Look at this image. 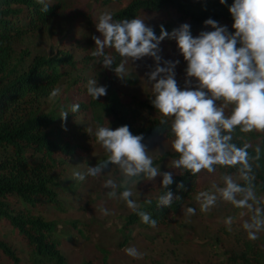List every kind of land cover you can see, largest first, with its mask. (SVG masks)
<instances>
[{
    "label": "trees",
    "instance_id": "1",
    "mask_svg": "<svg viewBox=\"0 0 264 264\" xmlns=\"http://www.w3.org/2000/svg\"><path fill=\"white\" fill-rule=\"evenodd\" d=\"M69 1L46 0L50 6L45 13L38 0H0V221L8 224L26 244L31 264H69L60 248L58 223L38 214L35 209L45 203L56 207L61 205L58 192L62 183L60 172L85 148L69 132L77 115L88 112L96 126L107 123L112 130L127 125L133 135H143V143L160 137L171 139L167 128L159 124L153 98L141 99L122 92L116 86L114 71L120 58L116 56V63L111 68L103 67L102 61L97 62L91 56L95 43L90 39L78 41L80 44L76 50L59 48L55 54L38 55L28 62L30 52L22 46L24 39L39 32H51L53 24L60 21L70 8ZM233 2L94 0L100 8L120 4L121 7L112 14L115 20L166 12L168 19L152 27L157 36L161 25L170 33L187 23L193 36L206 29L212 31L211 26L204 24L209 18L220 26H226L229 33H234V20L229 12ZM78 53H83L81 58ZM94 66L101 70V86L106 87V95L93 100L86 89L79 86V90L64 101L66 104L60 101L48 108L46 102L53 89L66 81H70L71 86L82 82L78 72ZM83 94L88 96L86 101L80 100ZM76 103L80 105L79 111L69 112L66 120H62L61 112L70 111ZM249 138L253 145L262 149L256 184L257 194L264 197V135L252 133ZM165 157L176 159L178 154H165L162 160ZM173 170L174 183L164 189L173 194L171 206H157L156 196L162 192V182L155 189L156 195L139 202L140 210L150 213L157 220V226H167L175 221L182 208L200 191L202 180L212 175L204 172L194 177L188 172L181 175L180 170ZM223 171L219 169L217 173ZM181 184L183 187H178ZM149 199L152 201L150 205L146 203ZM72 225L75 226L76 222ZM135 227L152 228L133 211L124 220L121 244L129 242ZM236 240L237 248L216 252L211 260L190 261L189 264H264V232L255 241ZM0 264H23L15 248L1 238ZM81 264L110 263L104 257L101 263L89 260Z\"/></svg>",
    "mask_w": 264,
    "mask_h": 264
},
{
    "label": "clouds",
    "instance_id": "2",
    "mask_svg": "<svg viewBox=\"0 0 264 264\" xmlns=\"http://www.w3.org/2000/svg\"><path fill=\"white\" fill-rule=\"evenodd\" d=\"M38 2L43 4L41 10L46 13L50 5L46 0ZM219 2L225 4L226 0ZM229 12L234 20V33L209 18L204 24L214 30L202 31L193 37L187 23L170 33L161 25L157 36L140 16L115 20L112 13L105 11L98 16L96 29L101 36L92 37L95 48L91 56L97 62L102 61L105 68H111L118 56L120 60L114 71L122 79L130 74L129 60L145 56L154 59L156 67L147 74L149 82H154L152 104L158 110L159 124L170 133L171 148L178 154L168 167L180 170L181 175L188 172L194 177L224 169L219 181H213L209 189L196 194L199 210L208 213L221 201L242 210L240 217H247L242 228L248 239L255 241L259 239V233L264 232V197L257 194L256 184L262 149L253 145L249 134L264 135V0H234ZM166 38L176 41L187 62L186 76L197 81L195 90L190 88L188 79L184 90L178 87L174 78L178 60H165L164 66H160L159 45ZM86 91L93 100L106 95V87L97 86L95 77L87 80ZM60 92L59 88L53 89L49 100L59 97ZM79 109L78 103L73 104L70 111L61 112L60 118L66 120L69 112L76 113ZM88 132L93 134L91 128ZM94 136L107 154L106 159L95 167H88L86 172L74 171L73 179L85 181L87 176H100L102 169L112 165L122 179L119 183L111 176L105 180L103 187L110 189L107 196L123 200L144 224L157 227V220L140 210V205L133 199L137 194L134 189L142 179L151 181L162 176V192L156 196L157 206H171L173 194L164 189L174 183L172 172L161 173L154 163L159 155L149 153L142 142L143 135H133L127 125L115 130L107 123L97 125ZM146 203L150 205L151 199ZM99 211L105 216L111 214L103 206ZM183 214L195 215L196 209L183 208ZM235 221L236 217H226L224 223L229 231ZM124 251L134 259L144 255L134 246Z\"/></svg>",
    "mask_w": 264,
    "mask_h": 264
},
{
    "label": "rangeland",
    "instance_id": "3",
    "mask_svg": "<svg viewBox=\"0 0 264 264\" xmlns=\"http://www.w3.org/2000/svg\"><path fill=\"white\" fill-rule=\"evenodd\" d=\"M70 8L64 13V17L53 24L52 31H43L30 35L24 39L22 46L27 48L30 56L27 59L31 61L32 57L38 55L55 54L59 48L77 49L78 41L90 39L95 43L93 36L100 37L101 34L96 29V23L99 14L102 12L114 13L121 6L113 4L105 8L98 7L94 0H71ZM145 24L151 27L165 22L168 19L166 12L147 13L142 16ZM205 31H210L206 29ZM197 33L193 37L198 36ZM86 35V39L84 38ZM87 44V43H86ZM159 55L162 57L160 66L163 67V61H179L176 65L175 79L178 86L184 90L186 79L191 81L190 88L195 90L197 81L195 78L186 76L187 62L177 46L175 40L161 41ZM81 58L83 53H78ZM129 76L120 78L117 76L116 86L128 94L138 98H155L151 92L152 84L149 82L148 73L154 70L156 62L150 56H145L139 60H129ZM81 73L82 82L70 85V81L62 83L59 97L46 102L48 108L54 107L58 102L66 104L73 93L78 91V87L86 89V83L89 78L95 77L97 86H101V70L94 67H88ZM87 94H83L80 100L86 101ZM96 125L88 112L80 113L71 123L69 132L76 142L84 145V150L78 154L77 158L67 164L61 170L62 183L58 188L61 205L59 207L51 204H44L35 209V211L51 221L58 223V234L61 240V250L68 259L69 264H81L85 261L93 260L102 262L107 257L110 264H189L190 261L205 262L211 260L216 252L224 253L237 248L236 238L248 239L247 233L242 228L243 220L247 217H240L242 210L234 208L229 203L219 202L216 207L208 213H202L199 210V204L195 196L183 207H193L196 214L185 216L183 208L177 215L176 220L167 226H157L155 228L135 227L132 236L127 244H121L123 241L122 230L125 218L133 212L126 203L119 199H110L107 192L110 189L103 187L106 179L111 176L119 183L122 179L119 171L109 165L102 169L100 176H87L85 181L73 179V172L76 170L86 172L88 167H95L100 161L106 159L107 154L103 148L96 142L94 131ZM88 128L93 130L91 135ZM171 139L163 137L155 138L144 142L149 153H157L159 159L154 163L160 168L161 173L172 172L169 168L173 157L162 158L165 154H174L170 146ZM110 172V173H109ZM221 173L212 174L202 180L201 190L210 188L213 181H219ZM162 182V176H157L154 180H140L136 185L137 194L133 199L139 202L148 196L156 195L155 189ZM119 194V189L117 190ZM103 206L111 213L102 215L99 208ZM236 217L232 230L224 223L226 217ZM76 222L73 226L72 223ZM262 232L259 233V237ZM0 238L11 244L18 255L22 258L23 264H31L29 261V250L16 235L14 230L5 222L0 221ZM130 246L136 247L143 257L134 259L128 256L124 249Z\"/></svg>",
    "mask_w": 264,
    "mask_h": 264
}]
</instances>
